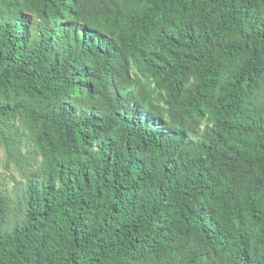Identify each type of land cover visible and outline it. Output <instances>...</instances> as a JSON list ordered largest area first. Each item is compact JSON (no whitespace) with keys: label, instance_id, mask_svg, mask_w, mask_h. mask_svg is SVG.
<instances>
[{"label":"trees","instance_id":"obj_1","mask_svg":"<svg viewBox=\"0 0 264 264\" xmlns=\"http://www.w3.org/2000/svg\"><path fill=\"white\" fill-rule=\"evenodd\" d=\"M0 264H264V0H0Z\"/></svg>","mask_w":264,"mask_h":264},{"label":"rangeland","instance_id":"obj_2","mask_svg":"<svg viewBox=\"0 0 264 264\" xmlns=\"http://www.w3.org/2000/svg\"><path fill=\"white\" fill-rule=\"evenodd\" d=\"M3 158L4 153L3 150L0 148V170L2 177L7 176V180L9 181V188L11 191V196L13 199L17 198L24 190V179H22V173L14 170L12 167L10 170H6L3 167Z\"/></svg>","mask_w":264,"mask_h":264}]
</instances>
